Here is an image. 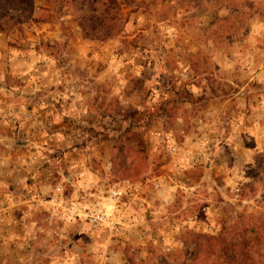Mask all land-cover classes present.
Segmentation results:
<instances>
[{
  "label": "rangeland",
  "instance_id": "374dc122",
  "mask_svg": "<svg viewBox=\"0 0 264 264\" xmlns=\"http://www.w3.org/2000/svg\"><path fill=\"white\" fill-rule=\"evenodd\" d=\"M34 1L43 4L49 12L45 19L53 23L68 13L62 22L63 38L75 39L71 28L78 27V19L71 14L73 8L63 0ZM217 3L121 0L127 22L117 35L102 40L111 43L112 52L124 56L143 58L147 53L150 67L156 63L157 68L151 69L159 80L153 77L147 86L133 81L129 90L138 93L132 94L137 100L142 97V107L128 105L123 117L129 141L118 146L115 161L102 165L103 170L110 163L112 183L121 175L138 176L148 188L143 195H148L146 200L129 215L125 213L127 198L111 206L122 231L116 235L108 230L112 255L107 264H233L224 258L219 263L214 260V248L209 253L200 247L207 245L209 237L220 235L234 241L231 232L248 239L251 260L264 264V78L253 77L248 67L230 62L251 51L238 48L243 36L250 34L240 32L244 27L236 21L241 16L221 11ZM206 12L210 24L217 23L212 30L202 24L201 15ZM38 21L25 20L7 31L34 27ZM210 40L217 49L189 47ZM150 45L155 48L151 50ZM45 46L51 53L59 51L50 49L54 43L46 41ZM216 58H222L221 64H216ZM185 68L189 79L178 75ZM158 89H162L160 95L155 93ZM236 91L242 92V104L234 102ZM215 101L224 108L202 111ZM156 176L172 186L163 198L151 190ZM68 218L75 228L66 226L57 237L54 230L49 231L52 239L36 245L31 264H99V252L109 244L100 238L107 227L78 215Z\"/></svg>",
  "mask_w": 264,
  "mask_h": 264
},
{
  "label": "crops",
  "instance_id": "0c3cea01",
  "mask_svg": "<svg viewBox=\"0 0 264 264\" xmlns=\"http://www.w3.org/2000/svg\"><path fill=\"white\" fill-rule=\"evenodd\" d=\"M214 1L221 11L232 10L234 17L241 16L236 24L244 27L240 32L250 34L243 36L238 48L251 51H242L244 56L230 62L248 67L253 77L264 78V43L259 44L264 39V0ZM35 5L38 10L43 4L37 1ZM69 16L64 13L55 23L44 19L34 27L0 31V264H31L36 245L52 239L47 236L49 231L56 234L66 226L75 228L62 204H55V186L62 184L64 196L83 206H87L83 196L91 184L98 187L96 195L104 193L113 173L102 168L107 161H115L118 146L129 141L124 111L130 103L142 107V97L137 100L132 94L138 93L129 89L134 80L147 86L158 75L151 69L157 68L156 63L150 67L146 60L147 53L143 58L127 54L125 62L117 66L113 65L109 41L84 39L77 26L71 28L74 40L63 38L62 22ZM201 17L207 30L217 26L210 24V13ZM46 41L55 44L50 49L59 51L51 53ZM189 47L217 49L218 45L210 40ZM216 59V64H221L222 58ZM161 90L155 93L160 95ZM241 93L232 95L234 102L243 103ZM208 105L202 111L224 108L221 101ZM137 177L120 176L132 181L140 180ZM171 187L164 178L162 198ZM147 191L142 185L128 198L125 213L129 215L142 204ZM36 193L44 199L36 198ZM53 204L57 207L54 211ZM100 238L111 242L108 229Z\"/></svg>",
  "mask_w": 264,
  "mask_h": 264
},
{
  "label": "trees",
  "instance_id": "16d2710c",
  "mask_svg": "<svg viewBox=\"0 0 264 264\" xmlns=\"http://www.w3.org/2000/svg\"><path fill=\"white\" fill-rule=\"evenodd\" d=\"M63 1L75 11L71 14L76 15L81 37L84 39L108 40L119 33L128 19V14L121 10V0ZM124 1L131 3L133 0ZM36 9L34 0H0V31H7L25 20L42 21L48 17L47 10L42 6L38 7L39 12ZM230 234L234 241L221 235L217 238L208 236L205 240L207 245L202 244L200 247L209 253L214 248V260L219 263L224 258L233 264H256L250 254L251 242L243 235L234 237L235 232Z\"/></svg>",
  "mask_w": 264,
  "mask_h": 264
},
{
  "label": "built area",
  "instance_id": "2783aa9c",
  "mask_svg": "<svg viewBox=\"0 0 264 264\" xmlns=\"http://www.w3.org/2000/svg\"><path fill=\"white\" fill-rule=\"evenodd\" d=\"M111 57L115 62L113 65L119 66L125 62L124 55L117 52H112ZM112 74L115 75L114 69L112 68ZM178 75L183 79L190 78L189 69H181L178 72ZM110 163L105 167L107 170H110ZM152 191L159 197H162L164 193V177L156 176L151 179ZM143 183L141 181H132L129 179H122L116 182L109 184L102 195H96L98 187L95 184H91L86 191L83 198L88 200L86 202L87 206L67 198L63 193L62 184H57L55 186V191L58 193L57 198L55 199V204L61 203L67 214L69 215H78L84 217L91 224H102L107 227V229L116 235H119L122 231L121 221L116 219V214L111 211V206L114 207L121 200L125 198L134 197L137 192L142 187ZM35 197L43 200L42 196L39 193L35 194ZM53 204L51 210H56V205ZM72 213V214H71ZM112 242V241H111ZM111 242L102 248L99 252V264H107L109 258L111 257Z\"/></svg>",
  "mask_w": 264,
  "mask_h": 264
}]
</instances>
